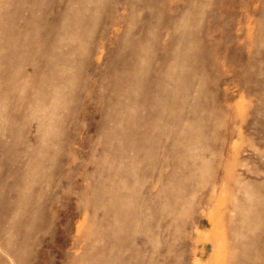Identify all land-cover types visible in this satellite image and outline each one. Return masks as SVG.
I'll use <instances>...</instances> for the list:
<instances>
[{"label": "rangeland", "instance_id": "obj_1", "mask_svg": "<svg viewBox=\"0 0 264 264\" xmlns=\"http://www.w3.org/2000/svg\"><path fill=\"white\" fill-rule=\"evenodd\" d=\"M0 264H264V0H0Z\"/></svg>", "mask_w": 264, "mask_h": 264}]
</instances>
